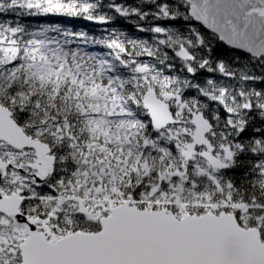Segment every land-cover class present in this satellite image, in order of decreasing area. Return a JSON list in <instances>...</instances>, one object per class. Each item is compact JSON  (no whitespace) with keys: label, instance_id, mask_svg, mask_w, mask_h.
Instances as JSON below:
<instances>
[{"label":"snow or ice","instance_id":"1","mask_svg":"<svg viewBox=\"0 0 264 264\" xmlns=\"http://www.w3.org/2000/svg\"><path fill=\"white\" fill-rule=\"evenodd\" d=\"M0 264H264V0H0Z\"/></svg>","mask_w":264,"mask_h":264},{"label":"trees","instance_id":"2","mask_svg":"<svg viewBox=\"0 0 264 264\" xmlns=\"http://www.w3.org/2000/svg\"><path fill=\"white\" fill-rule=\"evenodd\" d=\"M77 23H78V26L87 27L90 30L94 28L93 25H86L85 22H83V21H80V22H77ZM118 23H122V22H118ZM125 27H128V26H125Z\"/></svg>","mask_w":264,"mask_h":264}]
</instances>
